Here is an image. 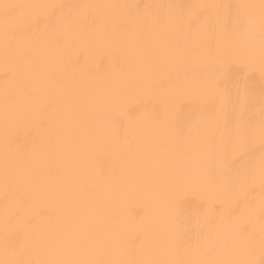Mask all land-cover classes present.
Instances as JSON below:
<instances>
[{
    "label": "bare ground",
    "instance_id": "bare-ground-1",
    "mask_svg": "<svg viewBox=\"0 0 264 264\" xmlns=\"http://www.w3.org/2000/svg\"><path fill=\"white\" fill-rule=\"evenodd\" d=\"M0 264H264V0H0Z\"/></svg>",
    "mask_w": 264,
    "mask_h": 264
}]
</instances>
